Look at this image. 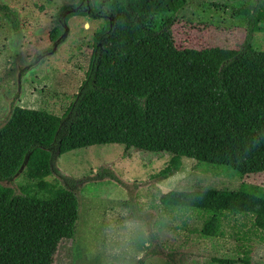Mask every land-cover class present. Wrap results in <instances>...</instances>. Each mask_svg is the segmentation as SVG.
<instances>
[{
	"label": "trees",
	"instance_id": "16d2710c",
	"mask_svg": "<svg viewBox=\"0 0 264 264\" xmlns=\"http://www.w3.org/2000/svg\"><path fill=\"white\" fill-rule=\"evenodd\" d=\"M101 1L111 20L103 15L93 34L84 80L64 113L14 105L0 126V264H52L59 241L74 239L76 193L47 179L57 138L59 153L93 144L170 153L163 178L185 156L264 179V51L251 46L254 32H264V0L232 7L245 23L237 48L177 47L171 26L185 0H95L94 8ZM60 32L55 24L49 39ZM23 164L19 192L6 193L2 182ZM163 210L198 213L206 237L223 235L224 221L236 216L264 231V186L242 180L233 190H171ZM235 236L247 240L249 231Z\"/></svg>",
	"mask_w": 264,
	"mask_h": 264
},
{
	"label": "rangeland",
	"instance_id": "374dc122",
	"mask_svg": "<svg viewBox=\"0 0 264 264\" xmlns=\"http://www.w3.org/2000/svg\"><path fill=\"white\" fill-rule=\"evenodd\" d=\"M76 1L0 0L13 12L8 19L0 8V126L14 105L61 116L73 100L89 66L93 34L104 25L102 18L85 15L64 21L62 10L59 35L65 33L52 48L48 32L55 14ZM252 3L185 0L171 26L176 46L237 48L245 23L232 15V7ZM251 46L264 51V32H254ZM180 160L179 169L163 178L170 153L128 151L121 144L58 150L47 179L74 190L79 208L74 239L59 241L52 264H215L213 257L264 264V231L252 227L248 216L230 217L223 235L206 237L199 232L198 213L163 210L171 190H233L242 180L264 186V179L245 178L225 165ZM20 173L3 183L6 193L19 192ZM236 230H248L249 238L237 239Z\"/></svg>",
	"mask_w": 264,
	"mask_h": 264
},
{
	"label": "flooded vegetation",
	"instance_id": "af4514ba",
	"mask_svg": "<svg viewBox=\"0 0 264 264\" xmlns=\"http://www.w3.org/2000/svg\"><path fill=\"white\" fill-rule=\"evenodd\" d=\"M94 2L95 1H90V0H77L75 3V6L74 5H66L67 6L66 8H64V9L62 8L61 10L57 11V13L55 14V24H59V26L62 28V23L60 22V19L58 17V16H60L59 12L62 10H64V11L66 10L65 13L63 12L64 13L63 19L65 18V15H67L69 13H72V14L69 17H67V19H69L71 16H74V15H83V16L85 15L91 19H96V18L104 19L103 15H106L108 17V19H106V18L105 19L107 20V23H109V21L111 20V17H110L111 13L102 10V6H101L102 1L98 4V6L96 8H94V4H95ZM77 12H81V13L79 14ZM108 26H109V24H108ZM98 39H99V42L97 43V45L99 46L101 36H99ZM92 46H93V42H92ZM92 50H93V47H92ZM92 50H91V53H92Z\"/></svg>",
	"mask_w": 264,
	"mask_h": 264
},
{
	"label": "water",
	"instance_id": "95a60500",
	"mask_svg": "<svg viewBox=\"0 0 264 264\" xmlns=\"http://www.w3.org/2000/svg\"><path fill=\"white\" fill-rule=\"evenodd\" d=\"M64 33H65V29L63 30V32L53 41V44H52V48L53 46H55V44L61 40L64 36ZM59 141L60 139L57 138L53 141V144L49 147V150H50V153H51V159L53 160L54 157L57 155L58 153V145H59ZM55 143V145H54ZM27 157V156H26ZM52 160H51V166H52ZM24 169V164L20 166L19 170L17 171V173H15L8 181H12L22 170ZM53 170V169H52ZM7 181H3L2 182V185L4 186L3 183H5ZM77 196V195H76ZM78 198V196H77ZM78 208H79V201H78Z\"/></svg>",
	"mask_w": 264,
	"mask_h": 264
},
{
	"label": "crops",
	"instance_id": "0c3cea01",
	"mask_svg": "<svg viewBox=\"0 0 264 264\" xmlns=\"http://www.w3.org/2000/svg\"><path fill=\"white\" fill-rule=\"evenodd\" d=\"M256 33V32H255Z\"/></svg>",
	"mask_w": 264,
	"mask_h": 264
}]
</instances>
